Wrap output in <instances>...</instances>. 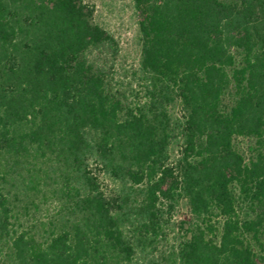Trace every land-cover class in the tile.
Returning a JSON list of instances; mask_svg holds the SVG:
<instances>
[{
  "label": "trees",
  "instance_id": "1",
  "mask_svg": "<svg viewBox=\"0 0 264 264\" xmlns=\"http://www.w3.org/2000/svg\"><path fill=\"white\" fill-rule=\"evenodd\" d=\"M131 2L133 100L83 0H0V264H264V0Z\"/></svg>",
  "mask_w": 264,
  "mask_h": 264
},
{
  "label": "rangeland",
  "instance_id": "2",
  "mask_svg": "<svg viewBox=\"0 0 264 264\" xmlns=\"http://www.w3.org/2000/svg\"><path fill=\"white\" fill-rule=\"evenodd\" d=\"M93 11L96 23L106 29L118 44V55L112 68L113 84L126 97L135 99L140 92V82L135 75L139 61V45L137 40V15L131 0H83ZM246 141L242 142L245 147ZM176 155L175 149L172 153ZM113 186V185H112ZM187 204L180 200L171 215V224L164 236L157 240L152 249L154 259H164L165 251L177 236V222L187 218ZM44 216L43 212L37 215ZM37 218V217H36ZM166 256V255H165Z\"/></svg>",
  "mask_w": 264,
  "mask_h": 264
}]
</instances>
